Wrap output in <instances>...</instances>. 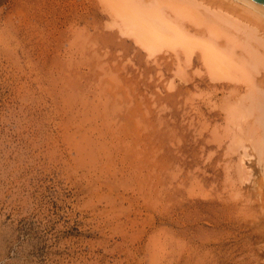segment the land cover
I'll use <instances>...</instances> for the list:
<instances>
[{
	"label": "rangeland",
	"instance_id": "374dc122",
	"mask_svg": "<svg viewBox=\"0 0 264 264\" xmlns=\"http://www.w3.org/2000/svg\"><path fill=\"white\" fill-rule=\"evenodd\" d=\"M155 1L0 0V264H264V30Z\"/></svg>",
	"mask_w": 264,
	"mask_h": 264
},
{
	"label": "bare ground",
	"instance_id": "6f19581e",
	"mask_svg": "<svg viewBox=\"0 0 264 264\" xmlns=\"http://www.w3.org/2000/svg\"><path fill=\"white\" fill-rule=\"evenodd\" d=\"M156 1H157V0H156ZM156 1H155V2H156ZM182 1H183V0H182ZM184 1L186 2L187 0H184ZM188 1H190V0H188ZM188 1H187V2H188ZM201 1H204V0H199V2H197V1H196V2L199 3V4H201ZM122 2H123V1H122ZM126 2H127V1H126ZM206 2H207V1H206ZM212 2H213V6H217V7H218V9L216 8L215 13L218 11V12L221 13V15H223L224 13L226 14L227 11H226V12L223 11L224 13L222 14V10L220 11L219 9L229 8V9H231L234 13H236V14H238V15H244V17H245L247 20H249V22L255 24L256 26H258V28L260 27L261 30H264V3L260 2V1H257V0H212ZM212 2L210 1V3H212ZM182 3H183V2H182ZM190 3L192 4V8H193V5H194L195 9L197 8V5H198L197 3L195 4L194 2H192V0L189 2V4H190ZM193 3H194V4H193ZM126 4H127V3H126ZM156 4H157V3H156ZM191 4H190V5H191ZM108 5H110V4H108ZM114 5H115V4H114ZM128 5H129V3H128ZM128 5H127V6H128ZM134 5H136V3H135V4L133 3V6H132L133 8H134ZM190 5H189V7L191 8ZM195 5H196V6H195ZM203 5H204V4L199 5L198 8H200V6H203ZM205 5H208V7L210 8V5H209L208 3H207V4L205 3ZM205 5H204V6H205ZM111 6H112V5H111ZM111 6H110V7L108 6L109 9H111ZM127 6H126V7H127ZM113 7H114V6H113ZM124 7H125V6H124ZM124 7H122V9H123L122 11L125 12L126 10L124 9ZM126 7H125V8H126ZM141 7H142V6H141ZM146 7H147V6H146ZM205 7L207 8V6H205ZM205 7L203 8V10L205 9ZM114 8H115V7H114ZM128 8H129V7H128ZM135 8H137V7H135ZM135 8H134V9H135ZM209 8H207V10H208ZM211 8H212V7H211ZM126 9H127V8H126ZM157 9H158V8H157ZM195 9H194V10H195ZM137 10H139V8H138ZM210 10H211V9H210ZM210 10H209V12H210ZM212 10H214V8H213ZM212 10H211V12H210L209 14L212 13ZM225 10H226V9H225ZM112 11H113V12H112ZM112 11H111V13H115V14H117V13L115 12V9L112 8ZM117 11H118V10H117ZM131 11H133V9H132ZM131 11H130V12H131ZM188 11H189V10H188ZM190 11H191V10H190ZM205 11H206V10H205ZM205 11H204V12H205ZM130 12H129V13H130ZM194 12H195V11H194ZM218 12H217V15H218V17H219V13H218ZM118 13H119V11H118ZM121 13H122V12H121ZM125 13H126V12H125ZM125 13H122L121 16H120V15H117V17L120 16L122 19H124V18H125L124 16L126 15V18H127L128 20H127V19H126V20L124 19V21H125V22H127V21H128V22H132L133 20L130 21V19H132L131 17H133V19H134L136 13L133 12L134 15H132V16H130L131 13H130L129 16H128V13H127V14H125ZM138 13H139V12H138ZM142 13L144 14L145 12H142ZM196 13L198 14L197 11L195 12V14H196ZM206 13H207V12H206ZM123 14H125V15L123 16ZM193 14H194V13H193ZM212 14H214V11H213ZM229 14H230V13H229ZM231 14H232V13H231ZM231 14H230V15H231ZM198 15H199V14H198ZM198 15H197V16H198ZM215 15H216V14H215ZM230 15H228V16H229L228 18L232 19L233 17H231ZM138 16H139V17H138ZM147 16H148V14H147ZM197 16H196V17H197ZM200 16H201V15H200ZM211 16H212V15H211ZM223 16H224V15H223ZM225 16H226V15H225ZM115 17H116V16H115ZM123 17H124V18H123ZM128 17H129V18H128ZM137 17L139 18V20L137 19ZM137 17L135 18V19H137V20H136V23H135V21H134V24L131 25V27H133V28H131V30H134V29L136 28V33H138L137 30H138L139 28L137 29V27L140 26L139 34H141V35L137 34V36H140L141 39H140V38L138 39V37L134 35V34H135V31H134V33L132 34V35H134V37H135L134 40H135V41L138 40L137 43L140 42L139 45H143V40H145L144 38L148 39L147 37H145V33L147 34V32H149V33L151 32L150 34L155 35V38H152L153 40H158V39H160L159 42L162 41V38H164L163 40H164L165 42H166V41H172V39H173V40H176V39L181 40V39H182V37H181L180 35H178V34H177V35L173 34V35H172L173 37H172V36L170 37L169 34H168L169 36H167V35H166V34H167L166 32H167L168 30H167V31H163V27H165V26H166V27H167V26L169 27V25H168L169 23L167 24L168 21L165 23V20H164V21H162V20L160 21V17L158 18V17L156 16V17H157L156 20L159 21V22H158L159 25H157L158 23H157L156 21H155L156 23L154 22L155 24H154L153 22H152L153 24H151V22H150V23H147V22L143 21L144 18L142 19L141 15H139V14H137ZM148 17L151 18L152 16H148ZM148 17H147V18H148ZM153 17H154V16H153ZM198 17H199V16H198ZM201 17H202V16H201ZM216 17H217V16H216ZM239 17H240V16H239ZM121 18H119V20H120ZM140 18H141V22H140ZM145 18H146V17H145ZM164 18H165V17H164ZM208 18H209V17H208ZM214 18H215V17H214ZM220 18H221V16H220ZM223 18H225L226 20L228 19L227 16H226V17H223ZM152 19H153V18H152ZM158 19H159V20H158ZM165 19H166V18H165ZM200 19H202V18H200ZM205 19H206V18H205ZM215 19H216V18H215ZM217 19H218V18H217ZM230 19H229V20H230ZM243 19H244V18H243ZM146 20L148 21V19H146ZM153 20H155V19H153ZM153 20H152V21H153ZM169 20H170V19H169ZM202 20H203V19H202ZM233 20H235V19L233 18ZM120 21H121V20H120ZM142 21H143V22H142ZM150 21H151V20H150ZM207 21H209V20H207ZM218 21H220V20H218ZM221 21L224 22V20H221ZM227 21H228V20H227ZM112 22H113V21H112ZM122 22H123V21H122ZM125 22H124V25H123L124 27H125ZM138 22H139V24H137ZM160 22H161V23L164 22V23L167 24V25H163V24H161ZM173 22H174V21H173ZM225 22H226V21H225ZM225 22H224V23H225ZM229 22L231 23L232 20L229 21ZM118 23H119V22H118ZM174 23H175V22H174ZM203 23H204V21H203ZM209 23H211V22H209ZM226 23H227V22H226ZM230 23H228V24H230ZM233 23H234V22H232V24H233ZM238 23H239L238 27L241 26L240 24H242V26H243V23H244V26L247 24V23H245V22H242V23H241L239 20H238ZM105 24H106V23H105ZM112 24H113V23H112ZM114 24H115V23H114ZM120 24H121V23H120ZM129 24H130V23H129ZM228 24H227V25H228ZM115 25H116V24H115ZM137 25H138V26H137ZM161 25H162V26H161ZM171 25H172V24H171ZM196 25H197V24H196ZM230 25H231V24H230ZM233 25H235V23H234ZM119 26H120V25H119ZM121 26H122V24H121ZM127 26H128V25H127ZM129 26H130V25H129ZM199 26H200V25H199ZM207 26H208V25H207ZM210 26H211V25H210ZM231 26H232V25H231ZM235 26H237V25H235ZM244 26H243V27H244ZM250 26H251V25H250ZM104 27H106V26H104ZM112 27H113V25H112ZM112 27H111V28H112ZM117 27H118V26H117ZM168 27H167V28H168ZM197 27H198V26H197ZM217 27H218V26H217ZM233 27H234V26H233ZM233 27H232V28H233ZM108 28H109V27H108ZM118 28H119V27H118ZM170 28H171V26H170ZM230 28H231V27H230ZM244 28H246V27H244ZM244 28H243V30H245ZM253 28H254V27H253ZM125 29H126V28H125ZM125 29H124V31H125ZM129 29H130V28H129ZM207 29H208V28H207ZM233 29H234V28H233ZM236 29H238V31H239V28L235 27L234 30L237 31ZM251 29H252V28H251ZM251 29L249 28V29H246V30H249L248 32H250ZM141 30H143V32H140ZM199 30H200V29H199ZM199 30H197V31H199ZM240 30L243 31L242 28H241ZM258 30H259V29H258ZM118 31H119V30H118ZM121 31H122V29H121ZM171 31H172V30H171ZM174 31H175V30H174ZM197 31H196V32H197ZM208 31H209V29H208ZM238 31H237V32H238ZM255 31H256V29H255ZM169 32H170V30H169ZM184 32H185V31H184ZM201 32H202V30L200 31L199 35L201 34ZM203 32H204V30H203ZM251 32H252V31H251ZM253 32H254V31H253ZM257 32H258V31H257ZM257 32H256V33H257ZM261 32H262V31H261ZM120 33H123V32H120ZM127 33H128V32H127ZM172 33H173V32H172ZM192 33H193V32H192ZM214 33H215V32H214ZM243 33L246 34L247 32H246V31H245V32L243 31ZM256 33H254V34H256ZM150 34H147L146 36H149ZM196 34H197V33H196ZM202 34H203V35H202ZM202 34H201L200 36H204V33H202ZM211 34H212V33H210V31H209L208 35L212 36ZM222 34H223V33H222ZM233 34H235V33H233ZM258 34H259V32H258ZM197 35H198V34H197ZM243 35H244V34H243ZM247 35H250V33L247 34ZM247 35H246V36H247ZM252 35H253V34H251V36H252ZM259 35H260V34H259ZM261 35H262V34H261ZM263 35H264V34H263ZM189 36H190V35H189ZM244 36H245V35H244ZM246 36H245V37H246ZM251 36H250V37H251ZM157 37H159V38H157ZM175 37H176V39H174ZM180 37H181V38H180ZM191 37H192V36H191ZM208 37H209V36H208ZM247 37H248V36H247ZM250 37H248V39H250V40H248V41H251L254 37H255L256 39H258L257 37H259V36H254V37H252V39H251ZM261 37H262V36H261ZM169 38H170V40H169ZM183 38H184V40H185L186 36L183 35ZM189 38H190V37H187V38H186V39H187L186 41H187L188 43L191 42V40H192V39H189ZM230 38L233 39L234 41H235V39H236V38L234 39L233 37H227V40L230 39ZM255 38H254V41L250 42V44L253 43V44H252V47L254 46V44L257 43V40H255ZM142 39H143V40H142ZM231 39H230V40H231ZM246 39H247V38H246ZM246 39H245V40H246ZM262 39H264V38H262ZM139 40H140V41H139ZM178 40L175 41V42H177V43L180 44V41H178ZM188 40H189V41H188ZM200 40H202V39H201V38L199 39V43L201 42V44H202V42H203L205 39H203V41H200ZM230 40H229V41H230ZM241 40H242V39H241ZM245 40H243V42H245ZM237 41H238V40H237ZM248 41H247V42H248ZM255 41H256V42H255ZM258 41H259V40H258ZM260 41H261V38H260ZM262 41H264V40H262ZM172 42H174V41H172ZM175 42H174V43H175ZM226 42H227V41H226ZM137 43H136V44H137ZM181 43H182V41H181ZM183 43H184V42H183ZM183 43H182V44H183ZM222 43H223V42H222ZM228 43H229V42H228ZM245 43H246V42H245ZM258 43H259V42H258ZM182 44H180V45L182 46ZM192 44H193V43H192ZM192 44H191V45H192ZM201 44H200V45H201ZM235 44H236V43H235ZM235 44H234V45H235ZM237 44H240L239 46H242V43H241V42H240V43H237ZM237 44H236V45H237ZM175 45H176V44H175ZM180 45H179V46H180ZM185 45H186V44H184V46H185ZM191 45H190V47H193V46H191ZM196 45H197V43H196ZM261 45L264 46V45L261 44V42H260V46H261ZM179 46H178V47H179ZM201 46H202V45H201ZM201 46L198 45V47H200V48H201ZM224 46H225V44H224ZM237 46H238V45H237ZM237 46H236V47H237ZM239 46H238V47H239ZM243 46H244V45H243ZM243 46H242V47H239V48H242V49L246 48V46H245L244 48H243ZM187 47H188V45H187ZM190 47H189V48H190ZM204 47H205V46H204ZM212 47H213V46H212ZM231 47H232V46H231ZM254 47H255V49H256V46H254ZM254 47H253V48H254ZM258 47H259V46H258ZM258 47H257V48H258ZM176 48H177V47H176ZM183 48H184V47H183ZM200 48H198V49H200ZM202 48H203V47H202ZM263 48H264V47H263ZM205 49L208 50L207 48H205ZM205 49H202L203 52H204ZM221 49H222V48H221ZM242 49H241V50H242ZM255 49H252V54H254V56H252L253 58L255 57V54H256V52H253V50H255ZM185 50H188V49L186 48ZM185 50L182 51V55L184 54L183 52H185ZM200 50H201V49H200ZM246 50H247V49H246ZM250 50H251V49H250ZM223 51H224V50H223ZM243 51H244V50H243ZM255 51H256V50H255ZM259 51H260V49H259ZM147 52H149V51H147ZM192 52H193V51H191L190 53L187 52L188 54H190V57H191ZM200 52H201L200 54H203L202 51H200ZM208 52H212V51H207V54L204 52V55H203L204 57L201 55V56L203 57V59H201L202 57L200 58V60H202V62H203L202 64H203L204 66L206 65V64H204V61H205V63H206L207 60H208L207 64H211L210 62H212L211 65H209V66H205V70H206L207 68H208V69L211 68V70H212V68H214V70H217V69H218V70H220V71L222 70L221 72H223L224 68H226V67L223 68V66H224V65H226V66L228 65V62H229V61L227 60V58H228L229 56L226 58L227 55H225V57H224V53L221 52V54H222L223 57H224V61L221 59L222 56L220 57V55H219L220 59H219V57H217V56H216V57H217L219 60H221L222 62H221V61L216 62V61H215L216 58H215V59H212L213 57H212L211 55L209 56ZM216 52H217V51H216ZM225 52H226V51H225ZM244 52H245V51H244ZM261 52H262V48H261ZM165 53H166V52H165ZM179 53H180V52H179ZM229 53H230V52H228V54H229ZM149 54H150V55L153 54V52H151V49H150ZM177 54H178V51H177ZM185 54H186V53H185ZM188 54H187L186 56H184V58H187V59H185V60L182 59L184 62H185L186 60H188V57H187V56H189ZM198 54H199V52H198ZM212 54H214V53H212ZM215 54H216V53H215ZM245 54H246V52H245ZM231 55H232V54H231ZM180 56H181V55H180ZM180 56H179V59L181 58ZM199 56H200V55H199ZM148 57H149V56H148ZM153 57H154V56H153ZM190 57H189V60L186 61V62H187L186 64H188V65H189V61H190V59H191ZM253 58H251V59H253ZM258 58H259V57H257V59H255L257 62L259 61V59L261 60V58H259V59H258ZM176 59H178V58H176ZM218 59H217V60H218ZM209 60H211V61L209 62ZM226 60H227V61H226ZM238 60H239V59H238ZM262 60H264V58H262ZM232 61H233V60H232ZM232 61H230V62L232 63ZM178 62H179V61H178ZM219 62H220V66H219V65H216V64H218ZM248 62H249V61H248ZM221 63H222V64H221ZM223 63H225V64H223ZM226 63H227V64H226ZM233 63H234V62H233ZM177 64H179V63H176V65H177ZM213 64H215L216 66L213 67ZM240 64H241V61H240ZM252 64H253V63H252ZM252 64H251V65H252ZM260 64H261V63H260ZM263 64H264V63H263ZM263 64H262V67H264ZM184 65H185V63H184ZM221 65H223V66H221ZM231 65H232V66H230V65L227 66V71H226V69H225V71H226V76H227V74H228L227 72L230 71V69H228L229 67L232 68V70H234V69L236 68L235 71H237L238 69H239V70L241 69L240 71L243 72V71H242L243 68H242V67H237V63H236L235 65H233V64H231ZM248 65H249V64H248ZM248 65H247V66H248ZM218 66H219V67H218ZM239 66H241V65H239ZM243 66H244V65H243ZM252 66H253V65H252ZM252 66H251V67H252ZM254 66H255V65H254ZM254 66H253L252 68H254ZM177 67H178V68H177L176 70H177L178 72L176 71V75H177V74L179 75L180 73H182V72H179V70L182 71L181 69H182L184 66H183V67H179V66H177ZM221 67H222V68H221ZM179 68H180V69H179ZM219 68H220V69H219ZM208 69H207V71H209ZM263 69H264V68H263ZM183 70H184V69H183ZM194 70H195V69H194ZM194 70H193V71H194ZM214 70L210 71V73H212V74H209V75L207 74L208 77L212 75V76L209 77L208 79H209L210 81H213V80H219V81H221V78H218V77H221V76L218 74V76L216 77V73H217V72H215ZM228 70H229V71H228ZM253 70H254V69H253ZM207 71H206V72H207ZM220 71H219V73H221ZM240 71H239V72H240ZM244 71H247V70L244 69ZM255 71H257L256 66H255ZM197 73H198V72H197ZM223 73H225V72H223ZM247 73H248V72H246V75L249 74V73H248V74H247ZM256 73H257V72H256ZM195 74H196V73H195ZM221 74H222V73H221ZM229 74H230V72H229ZM242 74H243V73H241L240 75H242ZM109 75H110V74H109ZM184 75H185V74H184ZM213 75H214V76H213ZM222 75H223V74H222ZM233 75H234V73H233ZM233 75H232V74L230 75V76H231V77H229L230 80L233 79L232 77L235 78V75H234V76H233ZM246 75H245V76H246ZM180 76H183V75H180ZM245 76L242 75L243 78H245ZM183 77H184V76H183ZM183 77H182V78H183ZM215 77H216V78H215ZM262 77H263V75H262ZM262 77H261L260 79H264V78H262ZM210 78H211V79H210ZM214 78H215V79H214ZM225 78H226V77H225ZM227 78H228V76H227ZM231 78H232V79H231ZM237 78H239V77H237ZM243 78H242L241 80H243ZM247 78H248V77H247ZM212 79H213V80H212ZM223 79H224V76H223ZM245 79H246V78H245ZM248 79H250V78H248ZM224 80H227V79H224ZM238 80H239V79H238ZM222 81H223V80H222ZM232 81H234V80H232ZM235 81H236V80H235ZM239 81H240V80H239ZM249 81H251V80H249ZM261 82H262V81H261ZM263 82H264V81H263ZM227 83H228V82H227ZM242 83H245V81L242 82ZM259 84H260V83H259ZM225 85H226V84H225ZM255 85H256V87H259V86H257V84H255ZM246 86H247V84H246ZM249 86L252 87L253 84H251V85H249ZM251 87H246V88L249 89V88H251ZM253 87H254V86H253ZM253 87H252V88H253ZM246 88H245V89H246ZM252 88H251V90H252L251 94H252V96H253V95H255V94H253L254 92H253V89H252ZM257 90H259V89H257ZM158 91H159V90H158ZM233 91H234V90H233ZM248 91H250V89H249ZM214 92H215V91H214ZM245 92H247V91H245ZM258 92H259V91H258ZM247 93H248V92H247ZM256 93H257V91H256ZM263 93H264V91H263ZM237 94H238V93H237ZM242 94H243V93H242ZM245 94H246V93H245ZM245 94H243L242 96H246V95H249V96H250L249 93L246 94V95H245ZM238 95H239V94H238ZM198 96H199V95H198ZM239 96L242 98L241 94H240ZM249 96H248V99L251 98V97L249 98ZM255 96L257 97L258 95L256 94ZM260 97H261V96H260ZM253 98H254V97H252L251 99H253ZM239 99H240V98H239ZM248 99L245 98L246 101H247ZM251 99H250V100H251ZM255 99H256V98H255ZM236 100H237V99H236ZM250 100H248V102H252V100H251V101H250ZM253 100H254V99H253ZM256 100H258V99H256ZM237 101H238V103H236ZM237 101L234 102L233 106L235 105V107H236V105L238 104L237 106L241 108V106H242L244 103L239 104V103H241L240 100H237ZM243 101H244V99H243ZM256 102H259V101H253V103H248V104H250V106H251L252 104H254V103H256ZM246 104H247V103H246ZM257 104H258V103H257ZM240 105H241V106H240ZM259 105H261V104L255 105V107L257 106V107H256L257 109H258L259 107L261 108L262 105H261V106H259ZM233 106H232V107H233ZM243 106H244V107H247L245 104H244ZM243 106H242V107H243ZM238 107H237V108H238ZM244 107H243V108H244ZM253 107H254V106H253ZM237 108H236V109H237ZM240 108H238V109H240ZM248 108H249V107H248ZM260 108H259V109H260ZM263 108H264V107H263ZM227 109H229V108H227ZM231 109H232V108H231ZM257 109H255V110L257 111ZM259 109H258V110H259ZM229 110H230V109H229ZM229 110H228V111H229ZM244 110H245V109H244ZM249 110H251V112H252L253 109L250 108ZM261 110H262V108H261ZM241 111H242V110H241ZM249 112H250V111H249ZM251 112H250V113H251ZM258 112H259L260 114H262V112H260V111H258ZM263 113H264V112H263ZM230 114H231V113H230ZM232 114H233V113H232ZM246 114H247V113H246ZM257 114H258V113H257ZM239 115H240V113H239ZM241 115H242V114H241ZM241 115H240V116H241ZM260 116H261V117H260ZM250 117H251V115H250ZM243 118H244V117H243ZM255 118H256V116H255ZM258 118H259L260 120H259ZM261 118L263 119L262 115H259V116L256 118V120L258 119V120H257L258 124H259V122L262 120ZM254 120H255V119H254ZM263 120H264V119H263ZM257 122H256V123H257ZM262 123H264V122L261 121V122H260V125H261ZM258 126H259V125H258ZM262 126H263V125H262ZM259 128H260V126H259ZM263 129H264V126H263ZM235 130H236V129H235ZM260 133H261V132H260ZM262 135L264 136L263 133H262ZM262 135H261V136H262ZM225 136H226V135H225ZM216 139H217V138H216ZM261 139H262V138H261ZM263 140H264V139H263ZM235 141H236V140H235ZM263 143H264V141L262 142V146H263V147L260 145V146L262 147V149L264 148V144H263ZM257 145H258V144H257ZM260 146H259V147H260ZM253 148H255L254 150L258 149V148H256V144H255V147H253ZM258 151H259V149H258ZM244 152H245V151H244ZM259 153H260V151H259ZM263 153H264V150H263ZM243 154H245V153H243ZM262 155H263V154H262ZM251 156H252V155H251ZM244 157H245V156H244ZM260 158H261V157H260ZM239 165H240V164H239ZM236 169H237V168H236ZM234 170H235V169H234ZM227 173H228V172H227ZM249 175H250V174H249ZM231 183H232V182H231Z\"/></svg>",
	"mask_w": 264,
	"mask_h": 264
},
{
	"label": "water",
	"instance_id": "95a60500",
	"mask_svg": "<svg viewBox=\"0 0 264 264\" xmlns=\"http://www.w3.org/2000/svg\"><path fill=\"white\" fill-rule=\"evenodd\" d=\"M257 1H260V2L264 3V0H257Z\"/></svg>",
	"mask_w": 264,
	"mask_h": 264
}]
</instances>
